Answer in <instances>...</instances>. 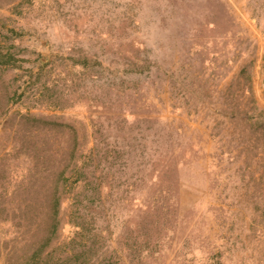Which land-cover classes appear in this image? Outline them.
<instances>
[{"label":"rangeland","instance_id":"374dc122","mask_svg":"<svg viewBox=\"0 0 264 264\" xmlns=\"http://www.w3.org/2000/svg\"><path fill=\"white\" fill-rule=\"evenodd\" d=\"M0 53V264H264V0H0Z\"/></svg>","mask_w":264,"mask_h":264},{"label":"trees","instance_id":"16d2710c","mask_svg":"<svg viewBox=\"0 0 264 264\" xmlns=\"http://www.w3.org/2000/svg\"><path fill=\"white\" fill-rule=\"evenodd\" d=\"M2 61H8V54L6 53H0ZM5 59V60H3ZM20 264H59L58 262H50L48 259H44L41 256V253L39 250L34 251L31 256L26 259L24 262H21Z\"/></svg>","mask_w":264,"mask_h":264}]
</instances>
